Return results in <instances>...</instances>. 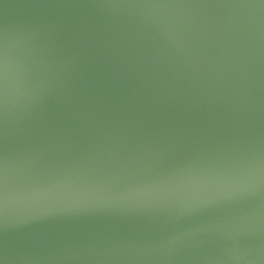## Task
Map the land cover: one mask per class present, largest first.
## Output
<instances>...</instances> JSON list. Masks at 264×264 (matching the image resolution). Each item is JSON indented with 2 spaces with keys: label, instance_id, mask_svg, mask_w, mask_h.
Listing matches in <instances>:
<instances>
[{
  "label": "water",
  "instance_id": "1",
  "mask_svg": "<svg viewBox=\"0 0 264 264\" xmlns=\"http://www.w3.org/2000/svg\"><path fill=\"white\" fill-rule=\"evenodd\" d=\"M156 2L0 0L10 146L0 240L9 264H264V8ZM81 4L100 6H71ZM69 30L99 37L171 96L226 106L251 125V139L190 156L30 158L31 134L71 90L53 47ZM128 194L139 196L140 213L95 255L100 242L73 234L104 223L86 214L100 202Z\"/></svg>",
  "mask_w": 264,
  "mask_h": 264
},
{
  "label": "snow or ice",
  "instance_id": "2",
  "mask_svg": "<svg viewBox=\"0 0 264 264\" xmlns=\"http://www.w3.org/2000/svg\"><path fill=\"white\" fill-rule=\"evenodd\" d=\"M152 6L264 8V0H157ZM53 47L70 76L71 90L58 109L50 111L31 134L27 145L30 158L49 153L92 156L113 151L130 157L224 153L252 137L251 125L238 119L226 106L192 103L171 96L166 85L159 87L150 83L147 71L138 74L122 64L119 53L112 52L99 37L69 30L61 34ZM6 82L7 49L6 43L0 41V237L7 233L10 146ZM138 199V195L128 194L100 202L94 213L86 214L104 223L73 235L100 242L90 251L106 255L108 249L102 242L118 238V229L126 217L140 213ZM72 248L53 250L64 252ZM7 251L6 240H0V264H9ZM76 251L83 254L84 249Z\"/></svg>",
  "mask_w": 264,
  "mask_h": 264
}]
</instances>
